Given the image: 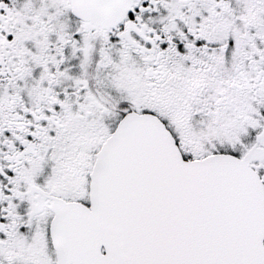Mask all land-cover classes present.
I'll return each mask as SVG.
<instances>
[{
	"label": "snow or ice",
	"instance_id": "6c2138e0",
	"mask_svg": "<svg viewBox=\"0 0 264 264\" xmlns=\"http://www.w3.org/2000/svg\"><path fill=\"white\" fill-rule=\"evenodd\" d=\"M0 264H264V0H0Z\"/></svg>",
	"mask_w": 264,
	"mask_h": 264
}]
</instances>
